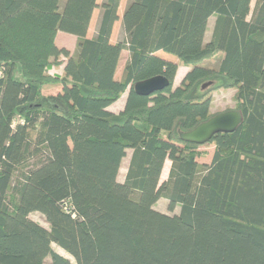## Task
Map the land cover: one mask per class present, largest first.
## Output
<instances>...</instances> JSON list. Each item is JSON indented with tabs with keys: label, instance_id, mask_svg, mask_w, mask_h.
<instances>
[{
	"label": "trees",
	"instance_id": "16d2710c",
	"mask_svg": "<svg viewBox=\"0 0 264 264\" xmlns=\"http://www.w3.org/2000/svg\"><path fill=\"white\" fill-rule=\"evenodd\" d=\"M119 1L0 0V264H72L52 243L74 264H264V0H129L111 43ZM160 74L164 89L133 90ZM227 88L242 122L199 163L207 150L178 130L231 109L212 111Z\"/></svg>",
	"mask_w": 264,
	"mask_h": 264
},
{
	"label": "crops",
	"instance_id": "0c3cea01",
	"mask_svg": "<svg viewBox=\"0 0 264 264\" xmlns=\"http://www.w3.org/2000/svg\"><path fill=\"white\" fill-rule=\"evenodd\" d=\"M101 1L102 0H96V3L98 5H100ZM128 1L129 0H120L119 1L118 8H117L118 19L114 21L113 26H112V30H111V34H110V42L111 43H115L119 39L122 40V39L126 38L125 32L122 30L121 19H122L123 11H124ZM99 14H100V7L94 8L92 15H91L90 23H89V26H88V29L86 32V37L90 38L96 33V26H97ZM213 22H214V17L210 16V18L208 19V22H207L205 39H209V37L211 35ZM76 42H77V37L73 34L65 33L62 31H58L56 33L55 43L58 46H64V47L68 48L71 52L74 51V49L76 48ZM127 58H128V50L122 49L120 51V55H119V58H118V61L116 64L115 71H114V78L115 79L119 80L122 77L124 64H125V61L127 60ZM63 60H64V58H63ZM62 68H63V63L61 62L58 66H56L54 68V70H50V71L57 73V74H60ZM187 70H188L187 66H180V65L178 66L176 74L174 76V85H176L180 82L181 78L183 77V75L185 74V72ZM60 89H61V86L58 85V86L51 87L46 91H55V92L50 93V94H55ZM227 90H229V89H227ZM125 98H126V92L122 93L119 99H117L112 104H110L108 106V109L112 112H118L120 109H122L124 102H125ZM117 104H118V107H113ZM129 154H130V152H129ZM129 154H127L128 157H127V162H126V168H127V164L129 161ZM167 161L169 162V166H170V160H168V159L165 160L164 164L167 163ZM160 209L164 210L162 208H160Z\"/></svg>",
	"mask_w": 264,
	"mask_h": 264
},
{
	"label": "water",
	"instance_id": "95a60500",
	"mask_svg": "<svg viewBox=\"0 0 264 264\" xmlns=\"http://www.w3.org/2000/svg\"><path fill=\"white\" fill-rule=\"evenodd\" d=\"M169 80L164 75H155L133 84V90L140 95L164 89ZM242 122V114L237 109L219 111L188 130H178L182 141L203 144L220 132H233Z\"/></svg>",
	"mask_w": 264,
	"mask_h": 264
},
{
	"label": "rangeland",
	"instance_id": "374dc122",
	"mask_svg": "<svg viewBox=\"0 0 264 264\" xmlns=\"http://www.w3.org/2000/svg\"><path fill=\"white\" fill-rule=\"evenodd\" d=\"M254 4H255V0H251V2H250L251 11H252V9L254 7ZM180 66H186V65H180ZM54 68L55 67H51L50 70H54ZM48 89L49 88L43 89L42 90V94L48 95V94H50L52 92H55V91H46ZM227 89H229V90H227ZM227 89L214 90V92L212 93V105H213L212 106V111L222 110L224 108H229V107L231 108L234 105V103L231 100L234 89H232V88H227ZM119 98H120V96H119ZM113 107H118V104L113 106ZM200 149H206L208 154L205 155V156L198 157L197 161L199 163L200 162H209L210 159H211V155H212L214 147L213 146H208V145L203 143V144H200ZM127 154H129V151L127 152ZM127 157H128V155H126L124 157V159L122 160V163H121V166H120V169H119V173H118V177H117L119 181L124 178V175H125L124 173L126 171ZM168 169H169V162L167 161V163H165L164 166H163V171H162V174H161V180L165 179L167 177ZM156 205H157V208L165 209L166 202L164 204V200H163V198H161L156 203ZM29 216L33 220H35V221L39 222L40 224H42L43 226L48 227L47 223L45 222L43 216L40 213L32 212ZM52 248L56 252L62 254L63 256L68 257L70 259L71 263L74 264L73 258L67 252H65L63 249H61L58 245H56L55 243H52ZM48 260L49 259L47 258V262H48ZM47 262H46V264H47Z\"/></svg>",
	"mask_w": 264,
	"mask_h": 264
}]
</instances>
